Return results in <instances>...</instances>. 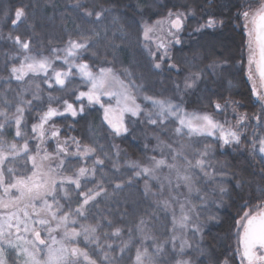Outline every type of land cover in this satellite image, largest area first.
I'll return each instance as SVG.
<instances>
[{"label": "trees", "instance_id": "obj_1", "mask_svg": "<svg viewBox=\"0 0 264 264\" xmlns=\"http://www.w3.org/2000/svg\"><path fill=\"white\" fill-rule=\"evenodd\" d=\"M87 2L90 6L94 4L97 11L107 10L100 22L85 23L88 17L81 20L79 17L83 15L82 11L73 10L77 0H0V77H2L0 110H3L5 97L7 105L11 108L9 115L15 113L21 94L26 101H31V104L23 105L25 111L22 136H15L13 124L6 129L3 137L6 143L12 144L18 141L21 145L27 140L32 149L33 145L30 141L34 136L32 125L39 122L40 116L50 106L63 111V101L68 99L70 102H75L76 108L80 107V103H76L71 96L75 80H70L71 83L67 82L65 88L58 86L49 88L44 82L43 75L28 72L22 81L13 79L10 83H6L13 66L12 58L15 57V65H17L23 52V49L18 52L13 42L7 39L10 34L13 38L19 35L22 40L29 42V54L48 55L53 49L62 50L67 47L69 40H76L80 32H92L93 39L90 43L94 47L89 48L87 52L81 50V54L77 56L80 61L89 63L91 69L111 67L121 80L135 84L147 94L176 101L186 109L206 110L216 119L224 121L229 128L240 127L236 117H247L243 121L247 127L243 128L245 132H241L243 140L246 139L248 130L259 124L264 126V123L257 120V116L264 109V102L253 96L252 82L247 75L249 37L245 35L243 19L237 20L238 12L243 10L241 6L247 7L251 4L254 9L258 6L259 0H87ZM18 7H25L26 18L22 17L21 22L14 27L10 19L5 21L3 12L10 10L14 18ZM170 12L173 13V19L177 12L185 14L184 26L179 32L173 30L174 35H169L170 26L167 30H163L166 35L163 41L167 45V52L165 59L159 61L161 68L156 69L153 65V57L148 54L151 43L149 45L150 41L144 40L143 26L147 23L154 28L158 21L168 22ZM210 16L216 18L217 27L196 31L199 25L207 23ZM220 19L224 20L223 27L219 26ZM91 20L95 21V16ZM159 24L158 26L161 25ZM249 27L253 26L249 24ZM106 32L109 39L113 34L124 38L123 42L116 41L118 50L115 53V61L112 59L111 51L105 55L104 46L95 43L96 33L103 36ZM156 35L155 32H151V40L155 39ZM177 39L179 43H176ZM161 41L162 39L159 42ZM157 45L153 46L156 55H165V50L157 49ZM6 57H8V72L4 71ZM240 61L244 68L243 73L238 76L234 66ZM213 64L216 65L215 70L211 67ZM169 65L173 67L170 69ZM221 68L224 71H221ZM187 75H195L197 78L195 87L191 90L184 89L183 81ZM204 91L211 94V102L226 104V113H216L213 109L204 107L200 97ZM259 91L263 94L262 88ZM50 98L51 104H49ZM83 104L85 107L82 115L78 114L75 118L71 115L56 116L43 128L48 131H58L59 142L63 144L67 141L71 150L67 156L61 153L64 164L63 167L60 166V172L63 175H73L81 166L87 165L89 169L95 167L96 183H89L87 187L95 188L103 178L106 182L105 187L109 189L108 198L105 199L101 195L98 198L100 203L92 208L88 219L78 217L80 222L75 225L78 230L82 224L101 225L96 233L100 247H97L95 242L88 243L83 235L76 238L77 246L87 251L97 264H109V260H115L118 264H134L137 248L143 250L142 245H144L148 247L149 252H153L159 246L165 251L160 253L158 258L163 264H173L177 253L173 252L169 244L170 218L162 206L157 211V199L164 200L158 185L152 180L149 181L147 196H145L147 177L140 179L139 184H134L123 193L111 194V188L115 187L117 182L113 179V173L117 177L122 176L124 183H127L129 173L133 172V169L128 167L130 163L135 162L143 167L152 161L153 156L158 157L156 150L158 137L162 141L173 142L174 123L169 121L165 123L166 127L148 125L142 113L143 119H137L130 125L133 129L132 134L126 138L123 135L117 137L105 122V113L100 104L89 105L88 102ZM134 119L131 116L125 117L126 122ZM154 127L156 131L150 130ZM205 139L211 140L208 137L195 138L194 148H203L204 144L200 143L196 146V141ZM73 141H78L80 148L90 147L94 151L87 159L82 160L72 152L73 147L76 146ZM177 141L179 143L175 145L180 146L189 140L179 138L175 140ZM46 145L51 152L56 150V145L51 141ZM246 146L245 141L239 146L221 147L214 142L210 148L214 157L212 160L214 168L218 170L216 179L225 181L223 187L226 192L221 195L218 187L213 185L217 191L215 195L217 197L214 198L217 206L212 203L204 212L202 211V216L207 219L199 224L198 237H193L194 245L185 251L183 256L184 259L190 260L191 264H199L202 259L204 264H212L209 257L219 258L221 261L225 257H234L238 247V233H243V228L238 227V220L245 212L256 215L264 211V176L251 163ZM96 159H103L104 164L96 165ZM8 166L16 169V177H26L32 169L30 162L26 164L25 160H19L18 163ZM59 181L60 176L56 185ZM66 187L71 189L67 196L58 188L53 191V195L57 197L63 211L74 213L81 200L76 194L75 185H66ZM0 196H3L2 192ZM50 198L52 202V197ZM141 220L145 222L144 229L148 239H145L138 230ZM116 228L121 229L119 237L112 235ZM125 243L127 247L121 251ZM109 244L111 248L108 247ZM201 248L206 253L205 256L200 255ZM106 253L107 259H105ZM10 254L12 257L15 256L14 253ZM234 264H240L238 257L235 258Z\"/></svg>", "mask_w": 264, "mask_h": 264}, {"label": "snow or ice", "instance_id": "obj_2", "mask_svg": "<svg viewBox=\"0 0 264 264\" xmlns=\"http://www.w3.org/2000/svg\"><path fill=\"white\" fill-rule=\"evenodd\" d=\"M243 10L239 11L237 14V20L243 19L245 35L249 37L248 40V79L252 82V94L257 98V100L264 102V94H262L259 89L264 88V0H259L258 6L254 9L251 4L241 6ZM73 10L82 11L83 15L79 17L83 20L84 17L89 19L85 23H97L100 22L107 10L101 9L100 11L96 10V6L89 5L87 0L85 2H80L77 0V3L73 6ZM5 21L11 20V24L15 27L18 22H21L22 17L26 18V9L25 7H18L15 10L14 18L11 15L10 10L3 12ZM95 16V21H92L91 18ZM173 13H169V35H174L173 30L179 32L183 29L184 26V17L185 14L177 12L175 13V18L173 19ZM115 24V21L113 22ZM160 23L159 21L157 22ZM249 24L253 27H249ZM219 26H224V20L220 19ZM217 27V20L215 17H209L207 23L204 25H199L196 31H203L204 28L215 29ZM154 29L150 27L147 23L143 26V37L147 42L149 40L150 33ZM8 40L13 42L14 48L19 52L20 49H23L24 59L20 63V67L15 66V57L12 58L13 66L10 69V74L6 83H10L11 80L22 81L24 76L27 74L24 71V65L27 64V68L34 72L42 71L45 74V83L48 84L49 88L53 87L51 83L52 77L47 75L48 69L52 67V61L49 57H41L37 59L36 57H30L27 55L30 50L29 42L22 40V38L17 35L13 38L10 34L7 37ZM81 39L83 42H81ZM93 39L92 32H80L76 40H69L68 47L64 50L67 53L66 57L61 58L59 56L60 49H53V52H56V59H63V62L69 65L68 71H54L55 84L59 85L61 88H65L66 80L72 73V69L75 68L76 72L79 74L83 81H86L90 87L88 91H79V94L75 96V101L80 102L79 111L75 107V102H70L68 99L63 101L64 108L63 111L55 107H49L43 115L40 116L39 122L32 125V133L38 134L41 139L44 138L45 133L43 131L44 125L47 124L56 116L61 115H71L75 118L78 114L82 115L84 112L85 105L83 101L86 99L89 105L100 104L104 108V119L108 124V127L111 129L112 133L115 136L120 137L124 136L125 138L132 134L133 129L131 124H134L137 119L142 120V108L141 105L136 102L135 95L130 91L131 83L125 84L123 81L118 80L113 73L111 67H101L99 74L94 73L89 63H79L72 62L67 59V57L78 56L81 54V50L87 52L89 48L94 47L90 43ZM124 38L116 36L113 34L112 38L109 39L107 32L100 36L96 33V44H102L105 48V55L109 51L113 53V61L116 60L115 53L118 50V45L116 44L117 40L123 42ZM179 39L176 40V43H179ZM163 48L165 50V55L157 56L156 53H153L151 48H148V54L153 57V65L156 69L161 68V63L157 61H163L167 52V45L162 40L161 43L157 45V49ZM258 53V57H257ZM98 56L99 53L97 52ZM4 71H9L8 66V57L5 58ZM29 61H31L29 63ZM253 65L255 69L253 70ZM173 66L169 65L171 69ZM215 70L216 65L211 66ZM177 69V73H178ZM221 71H224L221 68ZM130 74V73H129ZM203 75V73L201 74ZM258 77V81H257ZM2 79V77H0ZM188 78H186L187 81ZM112 80L115 83L119 84L118 89H113L109 91V81ZM71 83V81H68ZM195 81L192 83H185V88H191ZM106 85H108L106 87ZM179 90V85H177ZM107 94L110 98L115 97L117 108L113 109L111 105L105 106L101 102V95ZM35 98V97H34ZM145 100H151L155 112H149L147 114L146 123L148 125H153L159 127L160 125L167 126L165 121L169 117H175L179 121V127H176L175 132L180 134L181 139L184 136H201V137H213L214 140L204 141L197 140L196 146H199L200 143L204 144L202 150L196 154L195 162L193 163L192 159L187 160V167L183 172L178 167L176 161H179L182 157H186V153L182 150L185 145H180V148L177 149L174 145H168L170 152L172 154V163H169L166 158L157 159L155 156L152 157L151 165L141 166L138 163L132 162L128 165L133 169L132 173L128 175L127 183H124L122 176L117 177L113 173V179L117 181L115 187L111 188V194L123 193L127 189L133 187L134 184H139V180L147 177L148 180L145 182L146 192L145 196L148 195V183L151 180H157L160 184V191L163 192L167 189L170 193L174 191L171 175L165 177L167 184L164 183L157 175V170L163 167H167L170 170H175L176 175V187H180V182H183V185L188 188L189 193L194 189L197 192V197H186L185 202H180L178 199L175 200V203L179 205L180 214L177 218L175 211H173V236H172V249L173 252H176L177 255L174 257L173 264H191L190 260L183 258L185 255V248L191 247V242L186 238L184 231L189 229L191 225H194V221L199 219V216H194L193 213H199L200 208H197V203H205L208 197H214L216 195V188H213V185H216L219 189V193L223 195L226 192V189L223 187L225 181L216 179L218 170L213 167L212 160L213 155L210 152L214 142L218 140L221 146L235 145L239 146L241 144V129L247 127L244 125L243 121L247 117L238 116L236 117L237 124L240 127L237 128H225L224 123L216 120L214 116L204 114V115H188L181 114L182 110L179 105H174L170 101L155 100L150 96H145ZM24 103L31 104V101H26L23 95L21 94L18 106L16 107L15 113L9 115L11 108L7 105V98L5 97V102L3 105V110H0V192L3 193V196H0V207H8L9 204H15L17 202L23 204V215L21 216L19 212H14L7 216V218L0 216V264H97V261L91 258L87 251H83L76 244V238L80 235L84 236V239L88 243L95 242L97 247H100L98 237L96 235L98 228L101 225L97 224L95 226H84L81 225V228L78 230L75 225L79 223L78 217L88 219V214L95 208L96 205L100 203L98 199L103 195V198L107 199L109 196V189L105 187L103 178H101V183L96 184L95 188L87 187L89 183L95 184V173L97 169L93 167L89 169L87 165L79 167L78 171L73 175H63L58 173L60 176L59 184L56 185L55 180H52L48 177V173L43 171V166L37 165V157L40 154L41 148L38 143L36 148V154L33 155L30 153V145L27 140L24 141L23 145L20 146L19 142L12 144H7L3 137L6 133V129L15 125V136L21 137L23 131V116H24ZM51 98L49 104H51ZM216 112L221 113L227 111V105L221 106L219 103L215 105ZM110 113L112 115H110ZM130 114L131 117L135 118L132 121H125V114ZM257 120L260 123H264V109L261 110V113L257 116ZM187 129V132L184 129ZM156 131V128L150 129ZM218 133V135H217ZM51 136L56 138L59 136L58 131H52ZM159 139V137H158ZM76 144V151L74 155L78 157H83L87 159L89 154L94 151L93 148L85 147L80 148L78 141H73ZM259 153L264 156V137H253L252 150L253 153L257 150ZM159 146V144H158ZM191 147V145H189ZM71 152L68 147L67 141L63 144L57 140L56 144V154L59 156L60 153H63L67 156ZM49 154L45 151L44 159H48ZM61 167H63L64 159L61 156ZM19 160H25V163L31 162L32 164V176H21L16 177V169L14 167H9L8 165L16 164ZM118 163V162H117ZM264 163V161H262ZM96 165H103V159H96ZM198 169V171H196ZM39 171L40 179L36 180ZM119 171V168H117ZM201 174L203 177L201 178ZM223 174V173H221ZM13 180L15 182H13ZM49 183L56 186L52 190L48 189ZM199 184V186H197ZM66 185H75L76 194L80 197L79 207L75 209V212L63 211L60 207L57 197L53 195V191L58 188L59 191H63L67 196L71 189L67 188ZM85 188L87 190H85ZM212 189L209 191V189ZM13 189L15 192H13ZM202 190V195H200ZM138 191V190H137ZM16 193H19L17 196ZM52 197V203H49L47 197ZM6 198V199H5ZM39 201V203H38ZM31 207L32 211L29 212L28 208ZM55 206V207H54ZM163 207L165 211L173 207V204L170 200H159L157 199V211L160 207ZM167 219V217H165ZM15 221V223H13ZM246 221V222H245ZM238 226L243 228V233H238V247L234 257H225L222 261L219 258L209 257L212 261V264H234L236 257L239 258L240 264H264V211L259 212L256 215L251 214L250 212H245L244 216L240 221L237 222ZM55 224V228H53ZM145 222L144 220L140 221V226L138 230L144 235L145 239L149 237L145 234L144 229ZM178 225L181 230L177 234L176 226ZM5 227L9 230L7 236L5 234ZM15 228L17 233L23 231L27 236L20 237L17 236V240H23V244L13 242L9 237L11 236V230ZM63 230V239L61 241H56V238L52 236V232L55 230ZM193 237L200 232V226L195 224L191 228ZM46 233V235H45ZM113 236L119 237L121 235V229L116 228L112 233ZM179 240L180 243L177 246L176 241ZM7 241V244H5ZM52 241V244L49 243ZM59 244V247H53L54 244ZM111 248V244L108 245ZM127 247V244H124V247L121 248V251ZM178 247V252H177ZM141 248H137L134 264H163L160 260L159 254L165 251L161 247L157 246L156 250L149 252L148 247L142 245ZM9 249L14 250L15 256L12 257L9 253ZM47 249L45 257L41 258L40 253L44 252ZM114 251V250H113ZM200 255L205 256L206 253L201 248ZM107 253L105 254V259H107ZM109 264H118L115 260H109ZM199 264H204V260H200Z\"/></svg>", "mask_w": 264, "mask_h": 264}, {"label": "rangeland", "instance_id": "obj_3", "mask_svg": "<svg viewBox=\"0 0 264 264\" xmlns=\"http://www.w3.org/2000/svg\"><path fill=\"white\" fill-rule=\"evenodd\" d=\"M238 1H240V0H238ZM161 22H163V23H160L159 25L160 26H158V24L157 25H155V27L153 28L154 30L152 31V32H155V34H157L156 35V38L155 39H153V40H151V38H150V36H149V40H148V42H149V45H150V43H151V45H150V48H151V50H152V52L153 53H156L154 50H153V46L154 47H156V45H157V43H160L159 41H160V39H162V40H165V37H166V35H165V32L163 31L164 29H166L167 30V28H169V26H170V23H169V21L168 22H165V21H161ZM165 23V24H164ZM251 25V24H250ZM158 26V27H157ZM253 26V25H252ZM166 27V28H165ZM151 34V33H150ZM68 47V46H67ZM67 47H65V48H63L60 52H59V56L61 57V58H63V57H66L67 56V53H66V51H64ZM22 49H20V51H21ZM242 53V52H241ZM27 55L28 56H30V57H36L37 59H39V58H41V57H49L50 59H51V61H52V67H50L49 69H48V72H47V75L49 76V77H52V79H51V83L53 84V86H58V87H60L59 85H56L55 84V79H54V69L55 70H57V71H62V72H64V71H68L69 70V65L68 64H66V63H64L63 62V59H56V55H57V53L56 52H51L50 54H48V55H33V54H29V53H27ZM243 56V55H242ZM257 57H258V54H257ZM23 59H24V53L22 52V55L19 57V63L17 64V65H15L16 67H20V63H21V61H23ZM67 59L69 60V61H72V62H79V63H84V62H82V61H80V59L77 57V56H72V57H67ZM31 61H29V63H30ZM157 62H159V61H157ZM161 62V61H160ZM235 68V73L239 76V75H241V73H243L242 72V70H243V68H244V66H243V64H242V61H240V62H237L236 64H235V66H234ZM253 67H254V69H255V65H253ZM94 73H96V74H99V71H100V68H95V69H91ZM24 71L26 72V73H28V72H30V73H37V74H39V75H43L44 77H45V74L42 72V71H39V72H34V71H32V70H29L28 68H27V64H25L24 65ZM72 73H74V75H70L69 77H68V79L66 80V83L68 82V81H70V80H75L76 81V83L73 85V87H72V89H71V96H72V98L74 99V101H75V96L76 95H78L79 94V91H88V88L90 87V85L86 82V81H83L82 79H81V77L79 76V74L76 72V69L75 68H73L72 70ZM110 75H114L118 80H120V81H123V80H121L120 78H119V76L118 75H116L114 72L112 73V74H110ZM186 78H188L187 79V81H186ZM195 81V83H196V81H197V78L195 77V75H187L185 78H184V81H183V85H184V89L185 90H191V89H193L194 87H195V83L193 84V86L191 87V88H185V83L187 82V83H192V81ZM125 84H129V83H131V82H126V81H123ZM109 84L111 85V87H109V91H111V90H113V89H118L119 88V84H117V83H115L114 81H112V80H110L109 81ZM108 85H106V87H107ZM131 88H130V91H132L133 92V95H135V98H136V102L138 103V104H140L141 105V108H142V110H143V114L145 115V117H146V120H147V114L149 113V112H155V109L153 108V105H152V102H151V100H145V96H150V97H152L153 99H155V100H163V101H170L171 103H173L174 105H179V107H180V109L182 110V112H181V114L183 115V114H188V115H204V114H208V115H211L208 111H206V110H203V111H197V110H190V109H186L182 104H180V103H178V102H176V101H173V100H169V99H164V98H159V97H156V96H154V95H152V94H147L146 92H144L140 87H138V86H136L135 84H133V83H131ZM229 94H227V96H228ZM200 97H201V99H202V101H203V105H204V107H208V108H211V109H213V111L214 112H216V108H215V105L217 104V102H211V94L209 93V92H207V91H204L203 93H201L200 94ZM227 100L229 99V98H226ZM84 103H86L87 104V100L85 99L84 101H83ZM101 102L105 105V106H108L109 104L111 105V107L113 108V109H116L117 108V103H116V99H115V97H112V98H110L107 94H104V95H101ZM76 103H80V102H78V101H76ZM221 106H224V104L222 105V103H219ZM77 110L79 111V108H77ZM103 111H104V108H103ZM217 113V112H216ZM110 115H112L111 113H110ZM126 116H130V114H125V117ZM124 117V118H125ZM215 118V117H214ZM216 119V118H215ZM216 120H218V119H216ZM173 122L174 123V127H173V130H172V135H173V137L175 138L174 140H173V142L172 143H169L168 141L166 142L165 140L164 141H162V139H158L157 140V145H156V150H157V153H158V157H157V159H159V158H162V153H163V157L164 158H166L167 160H168V162L169 163H172L173 161H172V154H171V152H170V149H169V147H168V145H174L177 149H179L180 148V146H178V145H175V144H178L179 142L177 141V142H175V140H177V139H179V138H181V136H180V134H177L176 132H175V129H176V127H179L180 125H179V121L178 120H176L175 119V117H169L168 118V120L167 121H165V123H167V122ZM218 121H220V122H222V123H224V126H225V128L227 129V128H229V126L224 122V121H222V120H218ZM51 129V128H50ZM51 130H53V129H51ZM43 131H44V133H45V136H44V138L43 139H41L40 138V136L38 135V134H33L34 136L32 137V139L30 140L31 141V144L33 145V148L32 149H30V152H32L31 154H33V155H35L36 154V151H37V148H36V146H37V144L39 143L40 144V148H41V152H40V154H39V156L37 157V165L39 166V165H41L42 164V166H43V171L44 172H46V173H48V177H46V178H51L52 180H55V182L57 183L58 182V180H59V175H57L58 173H61L60 172V166H61V159H60V157L62 156V154L60 153L59 154V156L56 154V150H53V152H51L50 150H49V147L46 145L49 141H51L53 144H57V137L56 138H54V137H52L51 136V132L52 131H48V130H46V129H43ZM184 131L185 132H187V129L185 128L184 129ZM243 131V128H242V130H241V132ZM48 132H50V133H48ZM243 132H245V131H243ZM247 133V136H246V139L245 140H243V139H241V141H245L246 142V144H247V146L245 147L246 148V151L248 152V156H249V159H250V161H251V163L259 170V172L261 173V175H263L264 176V163H262V161H264V156H262L260 153H259V151H258V144H257V150H256V152L255 153H253V150H252V144H253V137H264V126L263 125H258V126H256V127H254V128H252L250 131L248 130V132H246ZM217 135H218V133H217ZM201 136H184L183 137V139H188L189 141L188 142H184L183 144H181V145H185V147L183 148V152L184 153H186L187 155H186V157H182L179 161H176V163L178 164V167L180 168V170L183 172V170L187 167V160L188 159H192V161H193V163L195 162V158H196V154L200 151V150H202L203 148H200V149H195L194 148V139L195 138H200ZM207 138V137H206ZM208 138H211V140H214V138L213 137H208ZM24 143V142H23ZM23 143L20 145V146H22L23 145ZM215 143L217 144V145H219L220 147H221V144H220V142L218 141V140H216L215 141ZM8 144V143H7ZM158 144H159V146H158ZM9 145H10V143H9ZM189 145H191V147H189ZM228 146H230V145H228ZM74 148V150L72 151L73 153H75V151H76V146H74L73 147ZM56 149V148H55ZM81 149H83V148H81ZM36 150V151H35ZM45 151L49 154V158L48 159H44V153H45ZM210 152L212 153V150H210ZM80 158H82V160H84L85 158H83V157H80ZM224 158V157H223ZM151 163H152V161H149V163L148 164H146V165H151ZM30 165H31V167H32V164H31V162H30ZM212 165H213V167H214V163H213V161H212ZM196 171H198V169L196 170ZM157 175L162 179V180H164V183L165 184H167V180L166 179H164L165 177H168L169 175H171V179H172V183H173V189H174V191H172L171 193L167 190V189H165L163 192H161L162 193V195H163V199L165 200V199H168V200H170V202L173 204V207L172 208H169L166 212H167V214H168V216H169V220H170V226H169V231H170V237H169V244H170V246H171V248H172V236H173V216H172V213H173V211H175V213H176V216H177V218L179 217V214H180V208H179V205L178 204H176L175 203V200L176 199H178L180 202H185L186 201V197H189V196H191V197H197V192L195 191V189L191 192V193H189V190H188V188L187 187H185L184 185H183V182H180V187L179 188H177L176 187V175H175V170L174 169H172V170H170L169 168H167V167H163V168H161V169H158L157 170ZM27 176H32V171H30V173L27 175ZM26 176V177H27ZM203 177V174H201V178ZM41 177H40V175H39V171H38V174H37V176L35 177V179L36 180H39ZM153 182H155L157 185H158V187H159V189H160V184H159V182L157 181V180H152ZM13 182H15L14 180H13ZM197 186H199V184L197 185ZM54 188V185L53 184H51V183H49V185H48V189L49 190H52ZM214 188V187H213ZM212 189L210 188L209 189V191H211ZM13 192H15V190L13 189ZM203 193H202V190H201V193H200V195H202ZM16 195L18 196L19 195V193H16ZM216 195H217V191H216ZM51 196H49V197H47V199H48V201H49V203H52L51 201H50V198ZM216 197L217 196H215V197H208L207 199H206V201H205V203H203V204H201V203H197V208H200L201 209V211L199 212V213H193V215L194 216H196V215H198L199 216V219H197V220H195L194 221V225H191L190 227H189V229H187V230H185L184 231V234H185V236H186V238L191 242V247L194 245L193 244V235H192V232H191V228L192 227H194L195 226V224H202L207 218L206 217H203L202 216V214H203V212H204V210H206V207L207 206H209V205H211L212 203L213 204H215L216 203ZM215 198V199H214ZM6 199V198H5ZM211 201H213V202H211ZM38 203H39V201H38ZM216 205V204H215ZM217 206V205H216ZM23 204H21V203H19V202H17V203H15V204H9L8 205V207H0V216H2V217H5V218H7V216H9L10 214H12V213H14V212H19L20 213V215L22 216L23 215ZM28 211L29 212H31L32 211V209H31V207L29 206V208H28ZM203 211V212H202ZM241 219H239L238 221H240ZM246 222V221H245ZM13 223H15V221H13ZM239 227V226H238ZM53 228H55V224H53ZM176 231H177V234H179L180 233V229H179V227H178V225L176 226ZM8 232H9V230L7 229V227H5V234H6V236H7V234H8ZM11 232H12V234H11V236L9 237V239H11L13 242H17V243H21V244H23V240H17V236H20V237H24V236H27V234L26 233H24L23 231H21L20 233H17L16 231H15V228H13L12 230H11ZM45 235H46V233H45ZM52 236H54L55 238H56V241H61L62 239H63V231H62V229L61 230H55V231H53L52 232ZM196 237H198L197 236V234L195 235ZM49 243L50 244H52V241H49ZM176 243H177V246L179 245V243H180V241L179 240H177L176 241ZM5 244H7V241H5ZM53 247H59V244L57 243V244H54L53 245ZM191 247H186L185 248V251H187L189 248H191ZM46 252H47V249H45L44 250V252H42V253H40V256H41V258H43V257H45V255H46ZM177 252H178V247H177ZM9 253H14V255H15V252H14V250H11V249H9ZM176 253V252H175Z\"/></svg>", "mask_w": 264, "mask_h": 264}, {"label": "water", "instance_id": "obj_4", "mask_svg": "<svg viewBox=\"0 0 264 264\" xmlns=\"http://www.w3.org/2000/svg\"><path fill=\"white\" fill-rule=\"evenodd\" d=\"M258 54V53H257ZM262 90H263V94H264V88H262Z\"/></svg>", "mask_w": 264, "mask_h": 264}]
</instances>
